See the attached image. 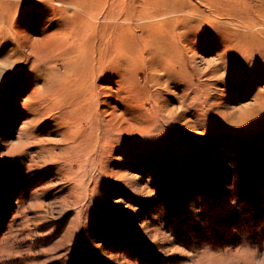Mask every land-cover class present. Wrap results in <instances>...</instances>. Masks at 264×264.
Instances as JSON below:
<instances>
[{
  "label": "rangeland",
  "instance_id": "374dc122",
  "mask_svg": "<svg viewBox=\"0 0 264 264\" xmlns=\"http://www.w3.org/2000/svg\"><path fill=\"white\" fill-rule=\"evenodd\" d=\"M0 264H264V0H0Z\"/></svg>",
  "mask_w": 264,
  "mask_h": 264
}]
</instances>
